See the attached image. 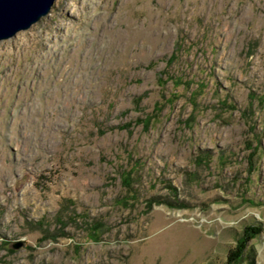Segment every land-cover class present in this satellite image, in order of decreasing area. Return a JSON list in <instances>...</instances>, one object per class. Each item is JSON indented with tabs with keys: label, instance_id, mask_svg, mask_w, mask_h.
<instances>
[{
	"label": "rangeland",
	"instance_id": "obj_1",
	"mask_svg": "<svg viewBox=\"0 0 264 264\" xmlns=\"http://www.w3.org/2000/svg\"><path fill=\"white\" fill-rule=\"evenodd\" d=\"M264 264V0H56L0 40V264Z\"/></svg>",
	"mask_w": 264,
	"mask_h": 264
},
{
	"label": "water",
	"instance_id": "obj_2",
	"mask_svg": "<svg viewBox=\"0 0 264 264\" xmlns=\"http://www.w3.org/2000/svg\"><path fill=\"white\" fill-rule=\"evenodd\" d=\"M56 0H0V40L30 28L47 15Z\"/></svg>",
	"mask_w": 264,
	"mask_h": 264
},
{
	"label": "trees",
	"instance_id": "obj_3",
	"mask_svg": "<svg viewBox=\"0 0 264 264\" xmlns=\"http://www.w3.org/2000/svg\"><path fill=\"white\" fill-rule=\"evenodd\" d=\"M262 230L261 225L246 226L235 246L228 250L224 264H256L257 251L250 245V241Z\"/></svg>",
	"mask_w": 264,
	"mask_h": 264
}]
</instances>
